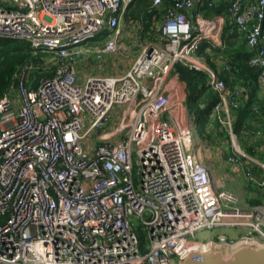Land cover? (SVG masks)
Segmentation results:
<instances>
[{"label": "built area", "instance_id": "1", "mask_svg": "<svg viewBox=\"0 0 264 264\" xmlns=\"http://www.w3.org/2000/svg\"><path fill=\"white\" fill-rule=\"evenodd\" d=\"M197 1L169 0L155 30L160 42H142L127 69L79 80V60L91 56L97 64L118 51L132 0H0V38L47 53L20 66L0 97V264H173L196 246L264 244V207H242L215 180L168 79L177 63L206 74L218 95L210 119L228 130L233 146L227 163L264 191V161L246 153L233 130L239 88L228 87L200 54L204 41L223 46L218 28L228 21L243 36L263 88L264 0H228L220 18L191 19ZM34 71L52 74L31 90ZM115 105L121 112L111 127ZM223 226L246 233L192 237Z\"/></svg>", "mask_w": 264, "mask_h": 264}, {"label": "trees", "instance_id": "2", "mask_svg": "<svg viewBox=\"0 0 264 264\" xmlns=\"http://www.w3.org/2000/svg\"><path fill=\"white\" fill-rule=\"evenodd\" d=\"M163 3L166 5L169 3V0H163ZM208 3L209 0H205L203 6L209 9V14L217 12L223 13L226 11L227 7L224 9L215 4L209 5ZM151 5L152 0H132L128 6L130 10H128L127 13L133 17H140L144 12H147L150 18L157 13L159 15L160 13L157 11L156 7L154 8ZM148 8L150 10H148ZM233 28L237 31L235 26H233ZM229 31L230 28L226 26L224 28V36H226ZM106 33V31L100 32L92 42L102 40ZM223 50L224 52L222 53L227 60L226 63H228L231 68L228 74L235 72V76H240L242 78L241 87L244 88V90L239 89L240 94L237 98L238 106L231 110L232 125L237 141L246 153L264 161V87L262 88L257 81L258 69L250 65L248 60L249 56L246 61L241 59L242 56H247V53L243 52L240 48L236 49V54H232L230 48H227L226 44ZM42 56H47V53L36 52L35 54L30 44L25 40L0 38V97L10 88L13 82V75L20 66L29 62H37L41 60ZM175 72L178 74L180 81L184 84L183 91L186 93L185 101L187 103L192 101L194 104L197 102L195 104L197 109L202 108L204 110L205 117L203 122L206 124L210 119L213 104L218 99L217 93L209 89L204 96L201 95L204 85L201 84L200 81H203L204 73L191 70L182 63H177L175 65ZM196 77L200 81H196ZM222 78L228 87L232 89L235 87L241 88L239 86H234L235 80L229 79L228 76L222 75ZM255 168L256 166L252 164V170H255ZM248 184L252 185L251 182H248ZM258 190L264 194L263 190ZM263 201L264 200L259 197H255L250 199L249 202L251 206H253L262 204ZM241 235L242 234H239L238 237ZM226 238L232 240L237 239L231 236H226Z\"/></svg>", "mask_w": 264, "mask_h": 264}, {"label": "rangeland", "instance_id": "3", "mask_svg": "<svg viewBox=\"0 0 264 264\" xmlns=\"http://www.w3.org/2000/svg\"><path fill=\"white\" fill-rule=\"evenodd\" d=\"M200 11L205 14L206 16L209 15L210 11L208 8H205L203 5L200 7ZM204 15V16H205ZM129 17V18H128ZM127 19H122L120 22V29H121V37L118 40L119 44V49L116 52V54H112L111 56L106 57V59H102L99 61L97 64L93 63L91 59H89V64L88 66H78L80 69V74H79V80H81V77L84 74H106L109 72V67H108V62L110 63L111 61L113 62V57H117V67L112 66L111 73L121 72L124 69H127L130 65V62L133 60V58L137 55L139 52V49L141 47V43L147 38L149 39V35H151L154 31L151 30V32H147L146 35H141L140 32L138 36L135 37H130L128 34V31L126 29H131L129 28V25L132 22H140L141 26L143 23L145 24L144 18L140 17H133L132 15H129ZM144 21V22H143ZM134 29V27H133ZM108 58V59H107ZM111 62V63H112ZM115 63V62H114ZM95 67H92L94 66ZM196 81H200L197 77L195 78ZM201 84L204 85L201 95H205L206 92L210 89L209 88V80L206 75H204L203 81H200ZM13 93H15V90H13ZM189 103V102H188ZM185 101L186 107L188 112L191 114L192 121H193V130L195 133L196 138L198 139V144L201 145L204 148H207L209 145L214 146V137L215 133H209L210 127H214L215 124L216 126H221L220 123L217 121V119L211 120L209 119L206 124H204V110L197 109L195 104L197 103H192V101L189 103ZM233 110V109H232ZM121 112V106L120 105H115L112 111V117L110 121L111 127H114L117 122H118V115ZM222 128V126H221ZM221 138V142L224 141V147H223V153L219 157V161L221 162L222 166H219L218 168H214L213 166V158L215 149L211 151L212 155L206 156L204 158V161L210 166L212 170V174L215 178L216 181H221L222 180L226 183V187L230 190H232L235 195L237 196L239 200V204L244 207H250V199H253L255 197H259L260 199L264 200V194L259 192L257 187H254L253 185L248 184L247 179L244 175V173L240 172H234L231 169V165L227 163V157L232 154V149L233 146L231 144L230 136L228 133V130L225 128H222V130L219 132V137L217 139ZM207 153L209 151L207 150ZM218 154V153H217ZM220 154V153H219ZM133 171H136V159L133 157ZM216 167V166H215ZM214 168V169H213ZM252 186V187H251ZM264 207V201L262 204H260ZM135 223L133 224V227L138 235V237L142 241H146V232L145 229L140 223ZM246 229L242 227H229V226H223V227H204L198 230H195L193 233V238L198 240V241H206L208 239H216L219 235L223 234L225 236H231L232 238H237L239 234H245ZM191 238V239H193Z\"/></svg>", "mask_w": 264, "mask_h": 264}, {"label": "crops", "instance_id": "4", "mask_svg": "<svg viewBox=\"0 0 264 264\" xmlns=\"http://www.w3.org/2000/svg\"><path fill=\"white\" fill-rule=\"evenodd\" d=\"M209 1L213 2V4H215L216 6L222 7L224 9L227 7V3H228V0H209ZM197 2L199 3L198 9L194 10L195 9V6H194L189 11V16H190L191 19H195L196 15H199L202 18H216V19L220 18V14H222L220 12L219 13L218 12L217 13H211L208 16L203 14L200 11V7L204 4L205 0H198ZM163 5H165V4L163 3L162 6H160L159 8H156L157 11L160 13L159 15L157 13L156 15L154 14L150 18L149 15L147 14V12L142 13V16H140V18L141 19L144 18V20H145V24L143 23L142 26H141V23L138 22V21L137 22H132L131 21V24L129 25V28H131V29H126V31H128V33H126V34H128L130 37H135V36H138L139 32H140L141 35H144V34L146 35L147 32L149 33V32H151V30H153L154 32L153 33L151 32L152 34L148 36L149 39L146 38L144 41L146 42V41H151V40L155 41L156 40V42H160L159 35L157 33H155V30H156V28L158 27V25L162 21L161 20L162 19V12H163L162 8H164ZM128 10H130V9H128V8L126 9L122 19H124V18L127 19V17L129 16V13H127ZM148 10H150V9L148 8ZM148 12H150V11H148ZM146 17H148V18H146ZM222 26H221V28H218V31L221 32V39L223 40V46H217V45H214L211 42L204 41L202 46H201V49H200V54L205 59V62L216 70L217 75L220 78H222V75L228 76L229 79L235 80L234 86L241 87L242 78L240 76H238V75L235 76L234 75L235 72H232V74H228V71L230 72L231 68L226 70V69H223V67L221 66L222 64L228 65V63H226L227 60H226V58H225V56H224V54L222 52H224L223 49L225 48L226 44H227V48L228 47L230 48L232 54H236V52H237L236 49L240 48L243 52L247 53V56L244 55L241 58L243 61H246L247 57L249 56V50H248L247 46H245V41H244L243 36L238 31L234 30L232 24H230L228 21H225L224 26L223 27ZM226 26H228L230 28V31H229V33L226 36H224V28ZM133 27H134V29H133ZM230 44H231V46H230ZM111 55H109V56H111ZM89 59H91L93 61V59L90 56L86 60H79L76 63V68H77L79 74H80V71H79L80 70L79 69L80 66H82V65H84V66L90 65L89 64ZM116 61H117V57L115 56V57H113V62L111 61L112 63L108 62L109 72L106 73V74H111L112 67L110 65L117 67V65H116L117 62ZM131 62H130V64H131ZM78 66H79V68H78ZM92 67H95V65L92 66ZM116 72L117 71H115V73ZM202 73H204V72H202ZM96 74H100V73H96ZM86 75H88V74H86ZM82 78L83 77H81V79ZM168 79H169V81L171 83L170 84V95L172 96L173 100H183V102L185 103V94L186 93L183 91V85L184 84L178 78V74L176 72L172 71L169 74ZM239 89L240 90H244L243 87H241ZM184 107L186 108V104H184ZM209 128H210L209 133H211V132L215 133V137L213 139L214 140V146L213 145H209L207 148H205L204 151H203V154L201 155V159L204 161V158H206V156H208V155H212L211 151H213V149H215L214 155H212V156H214V158H213V160H214L213 161V166H214V168H218L219 166H222L221 162L219 161V157L223 153V147H224V144H225L224 141L221 142V138L217 139L219 137V132L222 130V128H221V126H216V124H215V126L213 128L210 127V124H209ZM207 150L209 151V153H207Z\"/></svg>", "mask_w": 264, "mask_h": 264}, {"label": "water", "instance_id": "5", "mask_svg": "<svg viewBox=\"0 0 264 264\" xmlns=\"http://www.w3.org/2000/svg\"><path fill=\"white\" fill-rule=\"evenodd\" d=\"M199 3L195 5L198 9ZM51 71H34L29 85L34 90L39 81L50 76ZM173 264H264V244L257 241L240 240L231 246L208 244L190 248Z\"/></svg>", "mask_w": 264, "mask_h": 264}]
</instances>
